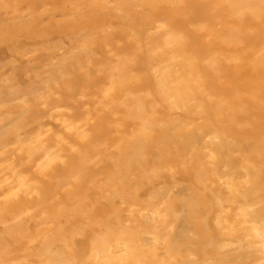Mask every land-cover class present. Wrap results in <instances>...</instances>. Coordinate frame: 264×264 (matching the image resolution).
<instances>
[{
  "label": "rangeland",
  "instance_id": "obj_1",
  "mask_svg": "<svg viewBox=\"0 0 264 264\" xmlns=\"http://www.w3.org/2000/svg\"><path fill=\"white\" fill-rule=\"evenodd\" d=\"M227 1L0 0V264H264V69H221L264 8Z\"/></svg>",
  "mask_w": 264,
  "mask_h": 264
},
{
  "label": "bare ground",
  "instance_id": "obj_2",
  "mask_svg": "<svg viewBox=\"0 0 264 264\" xmlns=\"http://www.w3.org/2000/svg\"><path fill=\"white\" fill-rule=\"evenodd\" d=\"M225 3V2H222ZM264 2L261 0H230L227 1V5L226 4H220L219 6L217 5V7H215V9L212 12L208 13V16L206 17L207 21H209L210 23H220L222 26L228 24L230 22V24H233L235 26H238L239 28L242 26V22L244 21V23H246V25H257L258 23H256V18L255 17H247L246 19H242L241 16L238 14V9L241 6H248V8L250 7H257V8H264L263 6ZM156 5V4H155ZM189 8L185 9V12L189 13L190 16L189 18H184L181 19L182 17H178L176 12H172L169 11L167 12L170 15V20H172L173 24H187L188 21H195L198 20L199 18H201L202 13L206 10L205 5L204 4H191L188 6ZM205 8V9H204ZM242 8V7H241ZM256 8V9H257ZM155 11V10H154ZM207 11V10H206ZM241 14H245V13H241ZM249 14V13H247ZM173 18V19H172ZM262 20V19H261ZM134 22V21H133ZM157 24V23H156ZM261 24H264V20L261 22ZM234 26V27H235ZM264 28V26H263ZM211 29V28H210ZM262 29V28H261ZM222 30V29H221ZM205 31V30H204ZM250 31V30H249ZM8 33V32H7ZM200 34V33H199ZM209 37H212V33H206ZM258 34V33H257ZM8 35V34H7ZM189 36V35H187ZM204 35H199L198 37H195L197 40H204ZM261 37L259 36H253V37H245V43H255L257 41L260 40ZM236 40H234L230 46L225 47L224 45L221 46L222 51H226V49H232V48H238L237 44L235 43ZM168 42V41H167ZM230 47V48H229ZM182 50V48H181ZM179 51V50H178ZM185 53V52H184ZM210 53V52H209ZM215 54V53H214ZM252 54V52H249V56ZM181 55V54H180ZM189 55V54H188ZM225 56V55H224ZM184 57V54L182 56V58ZM214 57V56H213ZM185 58H187L185 56ZM248 59V57H247ZM189 60V59H187ZM221 69H223L225 72V74L229 77L231 75H235V79L238 85H242L244 89H247V86L245 84V82H243L245 77L251 78L249 81H257L258 79L261 78V73L263 71V65H259V66H244L243 70H236L237 68H233V67H225L222 66ZM215 76V75H214ZM239 87V86H238ZM256 98V95H254L253 97H250V102H254ZM215 109V108H214ZM217 110V109H216ZM226 110V109H225ZM225 113V112H224ZM261 114V113H260ZM226 115V114H225ZM228 115V114H227ZM264 115V114H262ZM234 115L229 114L227 117L229 118H234ZM263 125V124H262ZM264 126V125H263ZM142 146V145H141ZM141 150V149H140ZM85 166V164H84ZM82 169V166H81ZM77 171H80L77 169ZM29 198V197H28ZM124 236V235H123ZM121 238V237H120ZM107 241V240H106ZM43 243V242H42ZM51 244V243H50ZM116 248V246H115ZM47 249V248H46ZM53 256V255H52ZM138 258V257H137ZM198 260V259H197ZM211 261V260H210ZM50 264V263H49ZM122 264V263H121ZM159 264V263H158Z\"/></svg>",
  "mask_w": 264,
  "mask_h": 264
}]
</instances>
